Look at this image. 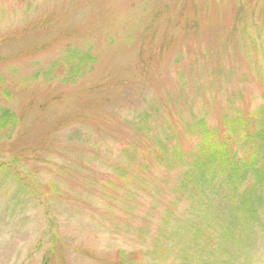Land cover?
<instances>
[{"label": "rangeland", "instance_id": "1", "mask_svg": "<svg viewBox=\"0 0 264 264\" xmlns=\"http://www.w3.org/2000/svg\"><path fill=\"white\" fill-rule=\"evenodd\" d=\"M3 110L0 264H264V135L257 175L204 194L251 203L246 250L192 244L210 217L177 181L203 129L248 170L224 123L264 129V0H0Z\"/></svg>", "mask_w": 264, "mask_h": 264}, {"label": "trees", "instance_id": "2", "mask_svg": "<svg viewBox=\"0 0 264 264\" xmlns=\"http://www.w3.org/2000/svg\"><path fill=\"white\" fill-rule=\"evenodd\" d=\"M74 58L75 57H69L67 62L72 61ZM84 58L87 59L89 56L86 55ZM84 58L82 59L85 60ZM14 122V115L3 110L2 115H0V131L7 129V127ZM256 125L257 124L254 120H247L246 118L224 123L230 137H233L236 130L240 129L241 137H237V139H243L250 142L248 151L250 159L246 157L248 160L243 161V166L248 170L243 172L238 163L235 161V153L233 152L231 145L226 141L223 142L219 139L214 140L212 138L214 134L206 129H203L204 126L202 122L198 124V127L203 129L201 131L202 134L199 132L201 139L198 145V152L193 155L194 157L189 163V166L187 164V169L180 176H178L177 180L179 181V187H181L182 190L191 189L193 196L198 197L201 200V203L204 206V214L210 217L207 219L208 227L210 229L206 228L205 231L192 227V244H196L195 241L200 235H203L204 238L208 239L209 236L216 237V234L218 235L219 242H224L226 240L233 249L237 247L241 249L242 247L244 248L243 250H246V248H248L251 242V236H254V229L252 226L249 227L247 225V220L253 222V219L256 217V213L251 206V203L248 200L242 201L241 210H238L237 212L235 210L230 211L229 208L224 207L223 211L220 212V215L217 216L216 214H211L208 204L209 200L205 197V195L214 192L212 184H215L218 180H222L227 186L233 188L240 185L239 183L242 179H244L245 175H257V170L255 171L253 168L255 161L257 160V151L253 149V145L257 146L258 140L262 139L264 129L254 131L253 129ZM221 132L222 131H219V135H222ZM130 155L133 154L130 153ZM174 155L178 158L176 161L173 162V158L168 160L166 156H163V148H161L157 154V159L174 167L175 162H181L183 160L180 151H174ZM145 166L146 165H143V167ZM224 172H228V177L230 178H223L221 174ZM259 178L260 176H257L254 179V183L257 187L258 184L260 185L262 183V179L257 182ZM233 199L234 197H229V201H232ZM231 206L232 205L230 203V207ZM234 213H236L237 216H235ZM224 244L226 243L224 242ZM224 253L229 255L228 249H224Z\"/></svg>", "mask_w": 264, "mask_h": 264}]
</instances>
